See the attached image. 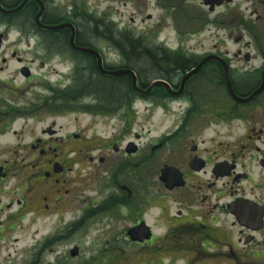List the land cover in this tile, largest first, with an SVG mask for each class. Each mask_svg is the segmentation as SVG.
Instances as JSON below:
<instances>
[{
	"label": "flooded vegetation",
	"instance_id": "flooded-vegetation-1",
	"mask_svg": "<svg viewBox=\"0 0 264 264\" xmlns=\"http://www.w3.org/2000/svg\"><path fill=\"white\" fill-rule=\"evenodd\" d=\"M40 1L42 23L56 25L44 18L49 2H55ZM73 1L89 13L104 5L66 0ZM116 1L119 7L162 14L149 39L150 44L157 37L160 47L156 40L143 55L152 73H135L141 92L133 91L132 104L123 103L122 113L105 122L116 131L99 137L89 133L90 126L77 127L75 119L62 123L68 116L59 108L60 91L70 87L75 73L87 83L97 59L72 49L61 54L60 32L37 27L38 0H0V264H44L48 256V264H59L60 242L75 232V224L65 221L79 197L77 171H86L89 181L98 179L104 215L130 210L133 223L122 230L120 245L161 255L184 248L195 252L200 243L205 250H197L199 260L209 264H264V0ZM169 26L172 37L161 39ZM77 45L87 47L80 40ZM61 55L72 60L61 62ZM102 57L106 70L130 69L124 55L117 63ZM60 66L71 70L62 73ZM120 78L132 83L129 75ZM156 83L163 85L146 93ZM85 99L78 104L85 107ZM74 105L73 97L72 115ZM157 111L170 120L160 132L152 126ZM143 117L151 129L134 132ZM145 163L149 173L178 171L168 188L159 180L166 199L175 194L176 223L162 236L152 228L149 239L133 241L131 229L146 221L136 203L133 170ZM125 174L128 185L120 181ZM107 191L113 194L107 197ZM51 223L46 233L36 228ZM176 237L181 240L172 244ZM159 259L157 264H171Z\"/></svg>",
	"mask_w": 264,
	"mask_h": 264
},
{
	"label": "rangeland",
	"instance_id": "rangeland-1",
	"mask_svg": "<svg viewBox=\"0 0 264 264\" xmlns=\"http://www.w3.org/2000/svg\"><path fill=\"white\" fill-rule=\"evenodd\" d=\"M53 1L55 2L54 5H51L49 2V6L47 8V21L55 22L58 20L61 24L72 23L78 28L77 40L85 43L87 47L96 50L101 55L103 54L109 62H120L121 56L124 55V58L126 59L125 65L130 66L129 70L139 75L145 74L146 76L152 73L148 68L150 67V61L147 59L148 56L143 55L149 52V45L151 47L153 44H157V41L160 47V41L157 37H153L154 42L149 44V39L154 36L150 30L152 26L158 24V20L162 18V14L160 12H139L134 9L132 10V8L129 9L131 5L128 6L129 8L127 7L128 9L125 7H119L116 0H113V2L112 0H100L104 4L102 5V8L91 10L89 13L84 11V7L80 4H75L76 2L74 1L70 3L66 2V0ZM95 1L99 0H91L90 5H94ZM111 5L116 8L118 7L121 10H108ZM31 14V12H28L26 21L27 19L28 21L30 20ZM150 14L154 17V20L152 21L147 19ZM133 18L136 20L134 23L132 22ZM100 24L106 26L109 31L98 32L99 34H97L96 27H100V31L103 30ZM27 32H30V28H27ZM59 32H57L59 33L58 36L60 39L59 52L61 54L71 52L68 42L69 34H66V30ZM111 32L113 36L111 35ZM172 33V28L169 26L163 29L159 36L161 39L166 36L172 37ZM12 36H14V34H12ZM123 38L126 40L128 45H137L135 48L136 53L139 56L123 53L122 48L116 45V42H121ZM34 42L35 41H32V43ZM42 48V45H38V51H42ZM28 51H33V49ZM64 60L69 62L72 59L69 56L61 55L60 61L62 62ZM93 66L94 67H92L91 72L97 71L96 66L94 64ZM69 69L71 70V67L65 68L64 66H60V72L62 73H69ZM74 76L72 77L73 81L70 79L68 82L70 87L66 90H61L60 95L63 92H68L70 97L66 99L69 100V104L74 97L75 105L73 106V110L75 111V114L72 115V113L66 111L61 115H66L68 117L61 122L70 124V122L75 119L77 120V127L79 125L90 126L89 133L92 134L95 132L99 137L116 131V129L113 130L110 126L111 122L106 126L105 122L111 120V116H96L98 115L96 113H93L92 116H87L79 113L84 112V107L78 104L79 99L86 98L85 102L87 105L93 104V102L92 97H88V93L82 87L79 75L75 73ZM76 82L77 86L75 85ZM123 82L125 81H121V83ZM60 86L63 88L62 86H64V84H61ZM89 89L90 87H88L87 91H89ZM64 97H66V95H64ZM129 97L130 96L127 98L129 99L127 105L133 102V95L132 97ZM69 104L61 101L59 103L60 110L64 107V109H68ZM138 107L142 113L145 106L139 105ZM144 113L145 112H143V114ZM114 120L115 119H113V121ZM169 124L170 120L165 119V117L157 111L153 117L152 126L156 127L160 132V130H163ZM149 129H151V125L150 123H146L145 118L143 117L142 119L137 120V124L134 126L133 131L147 133ZM160 153H162V151ZM156 162L158 164L159 159H156ZM148 165L149 163L141 164L138 169L133 170V175L137 176V182L135 183L136 203L139 204L141 213L145 212L143 216L147 224L155 230V233L158 236H162L165 234L166 228L175 226L176 219L174 215L176 214V207L178 203L173 201L175 194L173 195V199H166L164 195L166 190L159 181L160 171H156V173H149ZM127 175L128 174L123 175V181L120 180L126 185H128L127 182L129 180ZM77 179L78 181L76 187L78 193L77 196L79 197H77L75 203L76 213L66 217L67 222L72 220L75 222L76 229L73 236L69 240L65 239L60 242L59 264H157L160 257L166 261V263L171 264H209L207 261L203 262L202 259L199 260L197 250H205L200 247V243H198L197 250L195 252H192L190 248H188V250H185L184 248L173 249L172 252H164L161 255L154 253L142 254L134 249L128 248L125 245H120L121 240L123 239L121 234L122 230L131 227L133 223V220L129 217L130 210L126 207L123 209L118 208L116 211L117 213H115L112 217L104 215V211L100 209L101 203L104 200V195L100 193L102 188L98 179L95 181L94 179H92V181L87 180L86 171H82L81 173L77 171ZM110 193L111 191H107L106 196H110ZM111 194H113V191ZM164 204L166 206H164ZM157 206H162V209H155ZM95 210L98 211L95 212ZM83 211L89 212L85 221H81L80 219L83 216ZM54 222H56V220H54ZM51 226H53L52 223L47 227L40 225L36 228H38L41 232H47L51 230ZM178 239H180V237L172 238V244L177 242ZM188 243L190 247L195 245V242L191 240H189ZM157 244L163 245V242L159 241ZM75 246L79 247L80 255L73 259L70 257L69 251ZM177 257L180 258V261L178 262H176ZM48 258L49 260H47ZM50 260L51 257L48 256L47 258H44L43 262H45L44 264H48ZM52 260L55 263V259Z\"/></svg>",
	"mask_w": 264,
	"mask_h": 264
},
{
	"label": "trees",
	"instance_id": "trees-1",
	"mask_svg": "<svg viewBox=\"0 0 264 264\" xmlns=\"http://www.w3.org/2000/svg\"><path fill=\"white\" fill-rule=\"evenodd\" d=\"M56 22L58 23L59 21L56 20ZM101 26L103 28V30L101 31L99 30L100 27H96L97 34H99L98 32L109 31V29L106 26L104 25ZM111 35L113 36L112 32ZM116 45L122 48L123 53H129L138 56L135 48V46L137 45L135 44L128 45V43H126V40H124V38L121 40V42L117 41ZM91 74L92 75H90V77H87L86 80L87 83L90 84L89 91H87L86 89L87 83L85 82L81 83L82 87L88 93V96L93 97L98 103L97 105L92 106L90 108L91 112L97 114L115 113L120 105L129 101V99H127L128 96L132 97L133 89L130 78H121V79L106 78L102 76L98 71H92ZM121 81H125V82L121 83ZM75 85L77 86V82ZM60 100L62 102H66V104H69V100L66 99V97H64L63 95L60 96Z\"/></svg>",
	"mask_w": 264,
	"mask_h": 264
},
{
	"label": "water",
	"instance_id": "water-1",
	"mask_svg": "<svg viewBox=\"0 0 264 264\" xmlns=\"http://www.w3.org/2000/svg\"><path fill=\"white\" fill-rule=\"evenodd\" d=\"M41 4V3H40ZM17 12V11H16ZM44 14V5L41 4V10L40 12L38 13L37 15V18H36V21H37V24L39 26L42 27L41 23H40V19L42 18ZM45 29H48V30H52V31H58V30H64V29H70L71 30V35H70V44L71 46L73 47V49H75L76 51H81V52H84V53H88V54H91V55H94L97 57L98 59V68H99V71L101 74L103 75H110V76H123V75H130L133 77V87L136 91H138V88H137V79H136V76H135V73L131 70H125V71H118V72H109V71H106L103 67V62H102V58L100 56V54L98 52H96L95 50L93 49H80L79 47H77L75 45V39H76V29L73 25L71 24H63V25H59V26H56V27H43ZM162 85L161 83H156L154 84L148 93H150V91L156 87V86H160ZM145 228H148V227H145ZM141 230H144L143 228H141ZM132 237L134 239H137V238H140L141 237V240L143 239V237H148L146 236V232L144 231L142 234L140 233V228H135L133 230V232L131 233ZM78 254V249H75L73 252H72V256L75 257L77 256Z\"/></svg>",
	"mask_w": 264,
	"mask_h": 264
}]
</instances>
